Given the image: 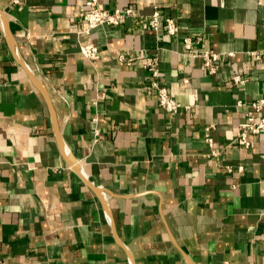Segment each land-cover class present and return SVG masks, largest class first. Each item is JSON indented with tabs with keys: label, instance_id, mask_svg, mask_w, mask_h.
<instances>
[{
	"label": "crops",
	"instance_id": "crops-1",
	"mask_svg": "<svg viewBox=\"0 0 264 264\" xmlns=\"http://www.w3.org/2000/svg\"><path fill=\"white\" fill-rule=\"evenodd\" d=\"M153 3L176 37L149 29ZM99 4L143 17L84 37L85 0H0V264H264V131L236 142V101L264 96V0ZM187 35L221 54L216 73ZM147 57L179 111L161 107Z\"/></svg>",
	"mask_w": 264,
	"mask_h": 264
},
{
	"label": "built area",
	"instance_id": "built-area-1",
	"mask_svg": "<svg viewBox=\"0 0 264 264\" xmlns=\"http://www.w3.org/2000/svg\"><path fill=\"white\" fill-rule=\"evenodd\" d=\"M26 0H11L12 5L20 6ZM175 2L176 0H171ZM154 11L147 16V26L149 29L158 30L162 25L165 27L166 33L171 37H176L179 31V24L176 17L167 16L162 17L161 7L153 3ZM128 17H143L137 12L133 5H130L124 9L115 8L113 10L101 7L99 0H85V9L80 13V18L83 23V28L80 33L84 37L91 36L92 32L101 25H108L118 27ZM184 49L191 57H200L207 71L211 74L216 73L221 65V54L213 48H205L202 45L200 38H194L192 36H185L183 38ZM80 51L82 55L91 63L101 59L102 49L94 41L87 40L84 43H80ZM233 55V53H230ZM257 60H261V54L255 56ZM119 61L125 63L128 66H135V61L126 53L119 55ZM144 67L151 74V89L156 92L161 107L169 112L175 113L184 107L179 101H177L170 93L167 86L163 83L161 77V70L159 67V61L157 57H147L144 63ZM264 71V68H263ZM249 78L245 74L236 73L232 77V84L236 86L245 85ZM188 82V79H185ZM237 106H247L246 118L239 124V130L236 135V142L244 149H250L253 146V139L256 135H259L264 131V96L251 101L244 99H238L236 101ZM186 106L185 108H189ZM96 122L98 118L94 119ZM215 125H209L205 128L206 142L211 147V156H218L220 152L215 149V142L212 136V130ZM99 130H96L98 134ZM228 171H234L237 169L239 172H243L244 167L242 165L233 167L228 165Z\"/></svg>",
	"mask_w": 264,
	"mask_h": 264
}]
</instances>
